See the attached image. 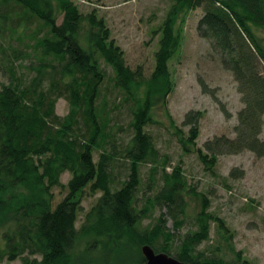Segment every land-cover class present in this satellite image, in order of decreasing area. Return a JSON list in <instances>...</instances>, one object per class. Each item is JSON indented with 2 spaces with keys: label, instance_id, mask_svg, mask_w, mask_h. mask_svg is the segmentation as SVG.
<instances>
[{
  "label": "trees",
  "instance_id": "1",
  "mask_svg": "<svg viewBox=\"0 0 264 264\" xmlns=\"http://www.w3.org/2000/svg\"><path fill=\"white\" fill-rule=\"evenodd\" d=\"M198 7V33L232 72L244 105L236 135H216L202 147V111L186 113V134L172 124L183 152L196 153L214 172L224 154L264 156V44L252 27L264 26V0H173L154 29L159 46L148 76L128 65L96 9L84 13L73 0H0V71L7 79L0 85V263L117 264L116 254L129 248L126 259L135 255L134 264H147L142 246L150 244L190 264H251L232 247L231 258L218 246L199 249L211 239L212 222L225 240L232 233L209 210L208 197L188 187L180 164L166 170L171 160L148 129L174 88L170 61L182 46L183 14ZM60 98L69 105L65 115L56 109ZM148 164L147 186H158L153 195L140 190ZM62 186L68 193L54 203L53 189ZM86 193H100L87 211ZM186 193L202 196L201 209L196 228L179 235ZM157 208L155 222L142 228Z\"/></svg>",
  "mask_w": 264,
  "mask_h": 264
},
{
  "label": "rangeland",
  "instance_id": "2",
  "mask_svg": "<svg viewBox=\"0 0 264 264\" xmlns=\"http://www.w3.org/2000/svg\"><path fill=\"white\" fill-rule=\"evenodd\" d=\"M87 13L96 9L100 16L106 18L112 35L124 49L126 60L131 68H143L149 75L155 64V52L159 46V34L154 33L173 0H73ZM203 14V8L198 7L183 14L186 21L181 22L182 46L170 61V71L174 82L172 92L167 96V106L161 102L155 108L157 123L148 126L149 131L161 150L162 155L169 157L171 163L166 170L171 172L180 164L188 180V187L196 192L204 193L210 202V211L223 218L226 222L231 239L219 235L215 222H212L211 239L203 242L199 249L221 247V252L233 257L228 248L242 250L244 258L251 264H264V156L259 157L251 151L236 154H224L219 157L215 171L206 170L196 153L183 152L172 120L186 134L189 125H183V119L190 110H200L203 114L199 119L200 135L197 145L202 147L204 142L216 135L225 134L229 137L236 135L235 126L238 122V111L243 107L241 93L232 72L220 63L213 49L212 42L198 33V22ZM253 30L264 44V26L253 25ZM264 67V66H263ZM110 74L113 71L109 68ZM7 79L0 71L1 82ZM205 83L207 89L202 83ZM57 112L65 115L69 105L60 98L56 106ZM170 114V116H169ZM264 139V126L261 133ZM161 170V168H160ZM234 171V172H233ZM150 165L142 167L141 193H155L148 188ZM233 173V175L231 174ZM70 173L62 175L61 180L66 185ZM54 203L59 202L67 193V186L55 187ZM194 191V192H195ZM100 194V193H99ZM99 194L86 193L83 198L85 211L91 208ZM186 214L184 225L178 230L183 235L188 229L196 228L194 217L201 209V200L195 193H186ZM165 211V210H163ZM159 208L152 211L150 217L144 218L142 228L155 222ZM83 215H80L78 226ZM167 227H174L173 220L167 221ZM228 236V235H227ZM126 248L116 254L115 263L120 264L128 259ZM228 251V252H227ZM130 252V251H129ZM120 255V257H119ZM104 261V258H102ZM136 256L129 263L134 264ZM0 264H24L16 260L4 259Z\"/></svg>",
  "mask_w": 264,
  "mask_h": 264
},
{
  "label": "water",
  "instance_id": "3",
  "mask_svg": "<svg viewBox=\"0 0 264 264\" xmlns=\"http://www.w3.org/2000/svg\"><path fill=\"white\" fill-rule=\"evenodd\" d=\"M142 253L147 260V264H190L179 260L167 252H156L150 244L142 246Z\"/></svg>",
  "mask_w": 264,
  "mask_h": 264
}]
</instances>
